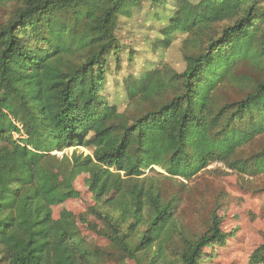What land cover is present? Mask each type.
I'll return each mask as SVG.
<instances>
[{"label":"trees","instance_id":"16d2710c","mask_svg":"<svg viewBox=\"0 0 264 264\" xmlns=\"http://www.w3.org/2000/svg\"><path fill=\"white\" fill-rule=\"evenodd\" d=\"M146 3L152 9L168 5L0 0L7 12L0 24V264H98L100 254L85 245L73 216L52 215L53 207L77 196L73 183L83 173L97 202L109 197L105 208L92 210L107 228L102 235L140 263L143 254H161L176 231L173 203L160 204L141 178L145 171L157 167L190 180L217 162L248 169L233 157L264 134V0L175 1L159 34L162 48L174 35L186 36L184 71L164 65L136 77L129 73L123 80L127 105L118 112L104 95L110 60L115 71L120 62L118 21ZM219 25L223 29L205 40ZM242 62L257 66L260 80L247 82L236 74ZM238 82L246 83L241 100L221 101L220 87ZM78 147L91 154L74 151L56 172L43 165L51 152ZM254 166L264 171V150ZM218 225L215 217L205 235L185 241L183 264L208 259L201 257L206 245H226L233 235ZM130 233L134 242L127 241ZM254 259L251 264L263 261L264 249Z\"/></svg>","mask_w":264,"mask_h":264},{"label":"rangeland","instance_id":"374dc122","mask_svg":"<svg viewBox=\"0 0 264 264\" xmlns=\"http://www.w3.org/2000/svg\"><path fill=\"white\" fill-rule=\"evenodd\" d=\"M175 1L177 0H167L166 10L152 9L149 4H142L139 8L131 10L130 17L119 18L116 37L121 47L120 62L115 71V63L111 58L109 63L111 72L106 76L107 88L104 93L108 104L115 106L118 112H123L127 105L123 80L129 73L132 72L136 77L147 69L157 70L164 65L176 73L184 71L181 49L186 36L176 34L170 46L162 48L163 37L159 34L166 26L162 19L175 11ZM6 15L7 12L0 7V24L6 19ZM221 29L223 25L217 26L215 31H209L205 40L213 37ZM236 74L247 82L258 81L262 71L249 62H242L237 67ZM243 84L246 83L221 86L217 93L219 99L227 103L241 100L245 89ZM263 150L264 134L236 149L233 161L246 163L248 167L246 172L219 162L208 165L190 180L170 177L157 167L153 168V171L150 169L145 171L141 178H145L144 183L156 190L160 204L168 201L173 203L176 231L170 233L171 239L164 243L161 254H154L153 251L143 254L140 263L123 256L111 240L102 235L107 228L92 210L100 205L101 208H105L103 202L109 197L105 196L99 202L94 199L86 186L88 179L86 173L78 176L73 183L77 196L53 207L52 215L55 220L59 219L63 211L73 216L85 245L90 251H97L100 254V258L96 260L98 264H183L180 255L185 241L198 240L205 235L216 217L220 232L232 233L233 236L225 246L215 244L212 248L209 245L201 248L202 258L210 256L201 264H251L255 256L264 249L261 248L264 247V171H257L254 166ZM74 151L83 156L91 154L81 147L76 150L70 148L61 152L53 151L43 160V165L56 172L58 167L64 166L65 158H70ZM149 212V207L144 204L142 209L144 219H147ZM129 222H132V219H129ZM93 227L95 231L92 230ZM144 229L141 227L142 231ZM122 230H125V226ZM129 236L127 241L136 240V234L133 237L130 233ZM258 261L253 264H264V260Z\"/></svg>","mask_w":264,"mask_h":264}]
</instances>
